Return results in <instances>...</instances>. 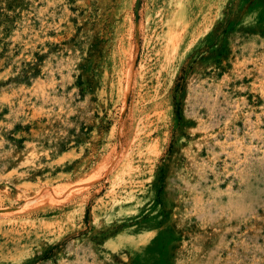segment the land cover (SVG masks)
Instances as JSON below:
<instances>
[{"label":"rangeland","instance_id":"374dc122","mask_svg":"<svg viewBox=\"0 0 264 264\" xmlns=\"http://www.w3.org/2000/svg\"><path fill=\"white\" fill-rule=\"evenodd\" d=\"M0 264H264V0H0Z\"/></svg>","mask_w":264,"mask_h":264},{"label":"bare ground","instance_id":"6f19581e","mask_svg":"<svg viewBox=\"0 0 264 264\" xmlns=\"http://www.w3.org/2000/svg\"><path fill=\"white\" fill-rule=\"evenodd\" d=\"M197 2H198V0H197ZM165 6H167V5H165ZM153 14H154V12H153ZM182 14H183V8L176 7V6L175 7L172 6V2L170 1L168 3V6L167 7H164L162 9H160V10L158 9V12H156L157 19L160 17V21H158V23H155L156 29L159 26V32L162 33L163 30H164V28H167L170 31L172 29V31H174L173 28L175 26V29L177 30L178 19L182 16ZM160 33H159V35H157L159 37V38H157V41H158L157 44H159V46H162L163 45V38H162L163 36L160 37Z\"/></svg>","mask_w":264,"mask_h":264}]
</instances>
